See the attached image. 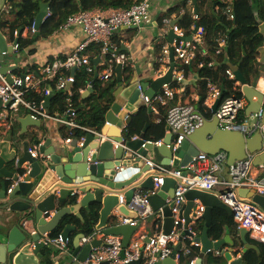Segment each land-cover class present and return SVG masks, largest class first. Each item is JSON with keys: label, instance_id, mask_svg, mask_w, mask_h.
<instances>
[{"label": "built area", "instance_id": "1", "mask_svg": "<svg viewBox=\"0 0 264 264\" xmlns=\"http://www.w3.org/2000/svg\"><path fill=\"white\" fill-rule=\"evenodd\" d=\"M155 0H142L133 4L129 8L116 9H94L91 11H81L71 17L61 26L59 31H66L72 27H78L83 35V40L78 43L75 49L66 57H56L54 61L48 62L40 67L37 71L27 72L23 75H11V81L6 75L0 73V99L3 106L9 103L8 107H4L0 111V125L9 127L11 123L10 115L18 113L20 110H26L34 120L50 121L59 125L72 129H81L85 135L78 140V145L82 146L88 134L96 136L100 143L111 141L114 150L121 147L124 151L120 160L121 165L129 162L130 157L137 156L144 165L149 168L148 173L153 177L154 189L143 190L133 188L131 197L120 195V203L125 205L129 210L137 213V219H128L121 214L114 213V225H131L137 226V231L133 234L130 244L126 249L122 246V237L106 235L103 232L95 231L91 235L83 236L79 245L84 247L93 241H101V244L91 249L88 258L81 261L80 264H130L136 262L138 264H157L164 261L175 254L176 264L182 263L184 255L189 253V247H196L201 250V244L195 241L198 236L193 226H189L187 230L192 236L184 237L186 231L185 220L181 217V212L187 203L186 193L192 190L203 191L207 193L217 194L221 201L227 205L232 211V217L238 228H244L249 235L264 244V210L252 203L250 200L239 196L240 189L254 190L256 194L264 197V166L254 165V156H248L247 159L237 161L233 165L228 166V155L221 152L215 156H209L200 153L193 157L191 162L185 168L165 166L154 159L139 155L127 146L128 141H135L139 136L127 137L129 126L126 121L130 118L131 112L126 114L122 121L124 127L122 129V141L124 144L115 142L114 138L98 130H91L79 126L74 122L76 110L74 109L71 96L72 87H75L77 81L75 75L64 77L62 72L77 68H85L89 73L97 72L98 80L108 83L116 80L117 67L122 66L123 72L126 67L133 68V63L126 53H123L116 45L115 34L121 28L143 27L150 24L153 19V9ZM224 4L223 15L230 21L235 20L234 2L233 0H222ZM51 16L48 11L44 21ZM195 20H199L197 14L194 15ZM162 37L156 41L161 48L157 57V77H163L173 66V76L177 79V85L164 84L158 94L150 99L143 90V81L137 76V90L139 91V99L144 102V106L156 115V121H162L160 117L159 107H167L166 116L167 134L172 136L171 142L167 145L176 152L180 149L182 142L188 135L202 125L205 116L194 105L177 103L172 105L177 97L181 98L186 93L183 81L185 80L186 66L193 67L197 62V50L205 43L206 31L204 27L196 25V32L191 40L185 38V30L173 24L171 20L165 19L162 24ZM27 34L29 31L36 33L35 23L31 29L24 30ZM175 34L172 42L167 40L170 32ZM27 37V36H26ZM228 38L225 36L219 40L221 48L216 50L214 55L209 57L210 65L217 62V56L224 52ZM19 45L13 46V51L18 52ZM92 51V52H91ZM202 55H207L203 52ZM99 59L95 65L94 61ZM124 74L122 73V76ZM228 78L234 81L235 90L241 91L242 85L237 81L233 71H227ZM52 83L55 84L58 91L68 94V110L67 116H60L56 113L51 114L45 107V97L51 95ZM91 87L80 90L81 93ZM209 92L204 102V108L211 110L216 100L221 97V91L212 82L207 86ZM264 95V92H263ZM43 97L42 100L38 98ZM249 102L242 94L241 97L231 96L225 98L218 106L216 117L222 129L237 130L242 129L244 133L254 131L256 121L262 117L263 109L259 113L250 117L241 118L245 112ZM264 108V102H263ZM111 126L105 121L104 127ZM103 127V128H104ZM73 142L72 138L65 140L66 145ZM154 147L163 145L164 139L160 141L147 140L142 148L146 149L147 144ZM39 145H34L29 149L33 158H39ZM90 161V160H89ZM98 163V162H97ZM24 169L29 168V163L25 162L22 166ZM121 173L124 171L123 166L116 169ZM174 180L176 183L174 197L169 199L167 203H174L172 209L173 229L169 234L164 232V217L162 213H155L149 197L158 193L165 184V180ZM12 187L8 189L10 193ZM78 193L74 191L71 196L75 197ZM81 196V195H79ZM205 207L195 201V220L202 218ZM158 214V215H157ZM157 215L153 225V233H146L148 220ZM49 219V218H47ZM183 239V241H181ZM46 246L53 247L62 252L69 251L70 238H65L61 234L58 237L44 235L41 240ZM181 246L179 252L176 251ZM215 255L220 256V251H215ZM195 258L190 264H197ZM202 264H204L202 262Z\"/></svg>", "mask_w": 264, "mask_h": 264}, {"label": "water", "instance_id": "2", "mask_svg": "<svg viewBox=\"0 0 264 264\" xmlns=\"http://www.w3.org/2000/svg\"><path fill=\"white\" fill-rule=\"evenodd\" d=\"M6 4L7 0H0V15ZM49 9V3H41L35 21L37 31ZM218 19L221 20L220 17ZM22 33L23 30L19 29L14 43L9 45L6 35L0 29V73L6 75L10 81L12 79L8 72L14 70L15 67L3 64L6 60L13 61L15 58L13 57V46L18 44ZM175 37L171 31L168 40L172 42ZM98 62L99 59L95 60L94 64L96 65ZM230 67L234 71L237 81L242 85V94L249 102L245 110V117L248 118L263 109L262 117L256 121L257 127L254 131L246 134L242 129H222L215 115L220 104L221 97H219L213 107L212 119H205L200 127L187 136L176 152L167 146L172 140V136L169 134L164 138L163 145L154 147L148 143L146 149H143L142 145L147 141L146 129L137 140L128 141L127 146L139 155L154 159L162 165L171 166L173 162L175 168H185L192 158L200 153L215 156L221 152L227 153L228 166L245 160L248 156H254V165L264 166V95L257 87L247 83L238 66L230 65ZM76 71L77 68H73L72 75H75ZM172 71L173 66L163 77L143 83V90L150 99L160 92L164 84H171L177 80ZM121 76L122 66L119 65L117 67L119 83H122ZM195 77L199 80L198 74ZM96 79H98L97 72L91 87L84 93L85 96H89L94 91ZM183 83L187 87L194 85L196 81L185 79ZM114 96L116 100L105 116V121L109 122L111 126L104 127L102 133L114 138L115 142L124 144L122 129L125 124L122 119L131 112L130 118L126 121V125L130 126L133 117L138 114L141 108L145 107L144 102L139 99L137 76L127 87L120 85ZM50 100L51 95L45 101L47 109ZM8 106L9 103L3 106L0 99V111ZM149 110L151 111V109ZM20 122L23 127L26 124L35 127L44 125L41 121L32 119L30 115L21 119ZM39 144H41L40 140L34 142V145ZM69 147V150L63 147V153L59 154L53 142L46 139L39 147V153L42 156L33 158L29 151L31 144L21 139H13V131L7 126L0 125V180H2L0 182V264H40L43 258L41 250L46 246L40 241L41 238L46 234L53 233L67 216L72 215L82 219L81 211L83 209L90 211L91 204H96L100 208L96 231L106 235L120 236L123 249L129 246L138 227L112 224L114 213L117 212L128 219H137L136 212L120 203V195L122 189L129 186L153 190V177L148 173L149 168L137 156L130 157L129 162L121 165L123 149L119 147L114 150L111 141L100 143L99 139L92 134L86 136L82 146L78 145V139H74ZM25 162L29 163L28 169L22 167ZM121 166L124 171L119 173L116 169ZM175 186L174 180L167 179L158 193L149 197L155 213H162L164 217L163 228L166 234L172 231L174 224L172 218L174 203L169 204L167 201L174 197ZM11 187L12 190L9 193L8 189ZM74 191L78 193L74 197L77 202L69 205L68 201L73 198L71 194ZM238 193L241 198L250 200L264 210V197L256 194L254 190L240 189ZM185 197L187 203L181 212L186 227L184 237L192 236L187 228L190 225L194 226L198 220H195L196 215L193 213L195 201H199L205 207V212L200 218L204 221V229L201 235L195 239L202 246L201 250L199 249L201 254L207 255L214 251H220L226 264H244L243 256L248 250L259 251L256 245L248 242V231L240 228V238L244 245L243 255L232 259L233 254L238 251L235 249L237 243L232 241L228 235L229 230L227 229L223 239L217 241H213L208 235L209 228L213 224L214 210L220 209L232 216L231 209L221 201L217 194L192 190L187 192ZM58 203L61 204V207H57ZM75 230V226L68 225L61 235L70 238L71 233ZM83 236L80 234L73 241L76 248V251L72 253L74 256L78 255L79 249H83L81 257L79 256L80 261L87 259L91 249L101 244V241L96 240L81 247L79 243ZM225 244L231 247L224 250ZM180 248L179 245L176 251L179 252ZM174 259L175 254L157 264H176ZM202 262L203 258L199 257L197 264H202Z\"/></svg>", "mask_w": 264, "mask_h": 264}, {"label": "trees", "instance_id": "3", "mask_svg": "<svg viewBox=\"0 0 264 264\" xmlns=\"http://www.w3.org/2000/svg\"><path fill=\"white\" fill-rule=\"evenodd\" d=\"M142 0H7L6 12L0 16V29L3 33L8 34L11 41H15L16 35L19 29L23 31L27 28L31 29L36 21V17L40 11L41 3H49L51 13L36 33L32 31L28 32L27 37L23 36V33L19 37V50L18 53L29 50L31 54L35 51L32 46L41 39H46L58 32L61 26L68 20L69 17L81 12L91 11L94 9H116V8H129L133 4L141 2ZM199 6L207 7L208 11L201 16L200 21L196 22V25L204 27L206 31L205 43L202 48L197 50V62L194 67L186 66L185 77L192 69H195L199 73V82L197 87L199 89V101L197 103L191 102L189 99V105L194 104L198 110L205 116L206 119H212L210 111L206 112L204 108V102L208 95V83L212 82L220 86L222 94L227 97L228 94L234 93L237 97L242 96L240 90H235L234 81L229 80L226 72L229 70V60H237L239 71L243 77L247 80V83L255 86L256 81L259 78L257 57L260 48L264 45V35L259 30L260 25L264 22V0H234V13L235 20L228 22L226 17L219 12V15L223 18L220 22L218 16L210 11V0H198ZM188 0H184L182 7H186ZM212 2V0H211ZM181 8L169 10L167 13H174ZM184 20L187 21L186 28H189L193 22V19L189 15L184 16ZM185 28V29H186ZM229 30V40L227 43L228 50L227 58L221 55L218 57L217 62L210 66V59L207 56L202 55L203 52H208L214 55L218 47V43L214 40H210V37H217ZM116 41V40H115ZM117 47L121 50V44L116 41ZM92 52V51H91ZM228 59V60H226ZM54 61V59H51ZM132 68L126 67L125 72L128 73ZM131 73V72H130ZM16 75L25 74L24 71H15ZM64 77L72 76L71 70L62 72ZM94 74L89 73L85 68L79 69L75 74V80L77 84L72 87L71 102L76 110V116L73 119L79 126L91 130L101 131L105 124V116L107 111L114 104L116 98L114 96L115 91L118 89L119 84L117 80L104 83L98 79L95 80L94 91L85 98L84 94L80 92L87 88L88 84H91L94 80ZM131 76V75H129ZM126 80H129V77ZM177 85L176 82L172 83ZM51 100L48 106V110L51 114H58L60 116H67L68 110V94L56 89L55 84L52 83ZM192 87H186V96H191ZM42 100L43 97L38 98ZM45 100L47 97L44 98ZM176 104L175 101L171 103ZM161 122L156 121L155 114L148 108L143 107L140 109L137 115L133 117V121L129 126V133L127 137L140 136L146 129V138L149 141H160L167 135V123L166 116L168 113L167 107H159ZM241 118H246L245 113L241 115ZM66 138L81 139L85 135V132L81 129H68L63 126L62 129ZM77 202L76 198H70L69 205H73ZM99 206L91 204L90 211L82 210V219L76 216H67L60 226L50 235L51 237H58L66 226L73 225L76 227V231L71 233L70 246L73 244L76 236L91 235L96 231V225L99 221ZM115 221H112L114 223ZM199 229V235H201L204 229V221L198 219L196 221ZM238 233V225L235 223L232 216L227 212L215 209L213 214V224L209 228L208 235L213 241L223 239L226 229ZM187 244L189 253L183 256L181 264H190L195 258L206 257L205 264H226L223 256L222 258H214L212 252L203 255L199 248L189 247ZM261 253L258 254L255 251H249L243 256L244 264H264V244H260ZM45 248V247H44ZM44 255L46 259L42 264H51V250L45 248Z\"/></svg>", "mask_w": 264, "mask_h": 264}, {"label": "crops", "instance_id": "4", "mask_svg": "<svg viewBox=\"0 0 264 264\" xmlns=\"http://www.w3.org/2000/svg\"><path fill=\"white\" fill-rule=\"evenodd\" d=\"M183 2H184V0H155L154 1V9H153V19H152V22L150 24H147L143 27L121 28L118 31H116L115 40L121 44V46H122L121 51L123 53H126L129 56L131 63H133V68L130 71L131 73L130 72L126 73L125 71L123 72V70H122V73L124 75L121 76L122 83H119L117 81L119 86L122 85L124 87H127L131 83L133 78L135 77L136 73L139 75L138 78H140L143 81V83L144 82H151V81H149V79H152V81H153V80L158 78L157 74H156V72H157L156 61H157V57L160 54L161 48L156 44V41L162 37V28L161 27H162V24H163L165 19L171 20V26H173V24H175V25L182 27L186 32L185 38L187 40L192 39V36L196 32V28H194L195 23L200 21L202 15L207 13L208 8L199 6L198 0H188L186 7H182ZM233 2H234V0H233ZM180 6H181V8L179 10L175 11L174 13H167L169 10L176 9L177 7H180ZM209 6H211L210 11L213 12V14L220 17L221 20H219V21L222 22L223 18L221 17V15H219V12L221 14H223L224 4H222V0H212V2L210 0ZM7 8L8 7L6 4V7L3 9L1 15H3L6 12ZM195 14H197L199 16V20L194 19ZM185 15H189L193 19V22L189 28H186L187 21L184 20ZM226 20L228 22H230V20H228L227 18H226ZM259 30L264 35V22H262V24L260 25ZM228 32H229V30H227L226 33H223L220 36H218L219 38H217V37L216 38L215 37L209 38L210 40H214L215 42L218 43V47L216 50L221 48V46L219 44L220 39H222L223 37L226 36L229 40ZM5 35H6V38H7L9 45H12L14 43V41L10 40L8 34H5ZM27 35L28 34L25 31H23V36L26 37ZM168 37H169V35H168ZM16 38H17V35H16ZM82 40H83V35L81 33L80 28H78V27H72L66 31H58L55 34H53L52 36H50L49 38L41 39L36 44H34V46H32V49L35 51L33 54H31L29 50H26L25 52H22V53L14 52L13 57H15V58L13 59V61H11V60L7 61L6 60L3 65L15 67L14 70L12 69L11 72H8L10 74H14L15 71H24L25 73L31 72V71L34 72V71H37L38 69H40V67L47 64L48 62H52L51 59H55L56 57H66L68 54H70L75 49V47L78 45V43H80ZM167 40H168V38H167ZM228 40H227V43H228ZM227 43H226V47L223 48L224 52L221 54L224 57L227 56V53L225 54V52L228 50ZM201 48H202V46H201ZM206 54L207 55H205V56H207L208 58L212 55V54H209L208 52H206ZM221 55H218L217 59ZM226 60H228V59H226ZM229 63H230V65L238 66L237 60H231L230 59ZM257 63H258V67H259V70H258L259 78L256 81L255 87H257V89H259L263 93L264 92V45L259 50V54L257 57ZM210 66H212V65H210ZM137 67H138L139 72L137 70ZM229 70L233 71L232 68H229ZM229 70H227V71H229ZM71 72H72V70H71ZM196 74L199 75V73H197V71L195 69H192L191 72L188 73V75L185 77L186 80H195L196 81V83L194 85H190V87H192L191 96L190 97L186 96L187 90L185 89L186 90L185 95L181 98L177 97L175 99L176 104L177 103H183V104L189 105V103H188L189 100L191 102H193L194 104L199 101V89L196 88L199 80L196 79V77H195ZM129 75H131V76H129ZM226 75H227V72H226ZM127 76H129L131 78H129V80H126ZM227 77H228V75H227ZM116 80H117V77H116ZM215 85L221 91L220 86H218L217 84H215ZM187 87H189V86H187ZM185 88H186V86H185ZM208 92H209V90H208ZM221 95L222 96L220 99V103L227 97L236 96L232 92V93L228 94L227 97H224L222 94V91H221ZM86 97L87 96H85V98ZM206 99H207V97H206ZM194 104H191V105H194ZM213 107H214V105L212 106L211 110L210 109L207 110L205 108L206 112L210 111L212 116L214 115ZM28 115H29V113L24 109L20 110L18 113H13L10 115L11 123L9 125V128L13 131V139H15V140L21 139L24 142H28L31 144V147L34 146V142L36 140H40L41 143H44L46 141V139L49 141L51 140L53 142V145L56 147L57 152L59 154L63 153L62 152L63 147L67 148L68 150L70 149V147H69L70 145L68 146L65 144V140L68 138L64 137L65 134L61 130L63 127L62 125H59L57 123L50 122V121H44V123L42 122L44 125H42L41 127H35L33 125H28V124H26L23 127L20 120L27 117ZM156 119H157V117H156ZM72 139L74 140V138H72ZM1 181L2 180H0V182ZM0 190H1V186H0ZM133 190L134 189L132 186L126 187V188L122 189V194H124L127 198L131 197ZM59 206L61 207L60 203L57 204V207H59ZM67 206H69V205H67ZM157 215H155L154 217L151 218L150 224L148 223L146 233H148L149 235H152V233H153V230H154L153 225H154V222L156 220ZM227 229H226V232H227ZM228 230H229L228 235H229L230 239L237 243V245L235 246V249H237L238 252L234 253L232 256V259H236L237 257H240L241 255H243L242 250L244 248V245L242 244L239 231H238V233H234L233 231L230 230V228ZM51 234L52 233H50L48 235L50 236ZM224 236H226V233H224ZM247 240L250 244L256 245L258 247L259 251L248 250L245 254H247L249 251H255L258 254H260L261 253L260 244H262V243H259L258 241L253 239L249 234L247 236ZM230 247H231L230 245L225 244L223 246V249L228 250ZM45 248H49L51 250V254H52L51 258H50L51 264H80V262H81L79 260V256L81 257L83 249L82 248L79 249V251L77 252L78 255L74 256L72 253L74 251H76V248L74 247L73 244H71V246L69 245V251L68 252H62L58 249H55V248L49 247V246H45ZM45 248H43V249H45ZM43 249L41 250V254H42L43 258L40 261V264H42V262L46 259ZM214 252H212V256L214 258H222L221 257L222 255L217 256V255H215ZM206 257L207 256H204V259H203L204 264L206 263L205 262Z\"/></svg>", "mask_w": 264, "mask_h": 264}, {"label": "rangeland", "instance_id": "5", "mask_svg": "<svg viewBox=\"0 0 264 264\" xmlns=\"http://www.w3.org/2000/svg\"><path fill=\"white\" fill-rule=\"evenodd\" d=\"M17 57V56H16ZM149 81H152V79H149ZM148 223L150 224L151 223V219L148 220ZM194 231L196 232V234L198 235L199 234V229H198V225L195 224L193 227Z\"/></svg>", "mask_w": 264, "mask_h": 264}]
</instances>
